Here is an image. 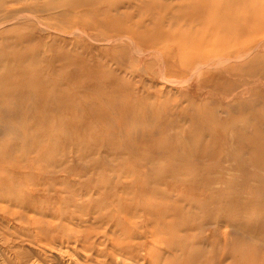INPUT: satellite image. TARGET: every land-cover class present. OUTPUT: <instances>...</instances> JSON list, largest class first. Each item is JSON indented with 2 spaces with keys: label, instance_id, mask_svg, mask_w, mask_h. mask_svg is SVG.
Wrapping results in <instances>:
<instances>
[{
  "label": "rangeland",
  "instance_id": "374dc122",
  "mask_svg": "<svg viewBox=\"0 0 264 264\" xmlns=\"http://www.w3.org/2000/svg\"><path fill=\"white\" fill-rule=\"evenodd\" d=\"M83 263L264 264V0H0V264Z\"/></svg>",
  "mask_w": 264,
  "mask_h": 264
},
{
  "label": "bare ground",
  "instance_id": "6f19581e",
  "mask_svg": "<svg viewBox=\"0 0 264 264\" xmlns=\"http://www.w3.org/2000/svg\"><path fill=\"white\" fill-rule=\"evenodd\" d=\"M219 3H220V2H219ZM219 3H218V5H220ZM217 8H218V6H217ZM219 8H222V7L220 6ZM185 17H186V16H185ZM183 20H184V19H183ZM214 20H215V18H214ZM197 45H198V44H197ZM253 48H254V47H253ZM195 49H196V48H195ZM251 51H252V49H251ZM224 60H225V59H224ZM211 61H212V60H211ZM222 61H223V60H222ZM194 69H195V68H194ZM189 75H190V74H189ZM188 78H189V77H188ZM185 79H187V78H185ZM190 79H191V78H190ZM175 84H176V83H175ZM184 84H185V83H184ZM12 220H13V218H12ZM140 236H142V235L140 234ZM110 239H111V237H110ZM141 241L143 242L144 240H140L139 242L141 243ZM132 243H133V242H132ZM141 244H142V243H141ZM141 244H140V245H141ZM143 244H144V243H143ZM111 248H113V247L111 246ZM139 249H140V248H139ZM139 249H138V250H139ZM142 252H143V251H142ZM128 253H129V252H128ZM116 256H117V255H116ZM111 257H112V256H111ZM117 257H118V256H117ZM119 258H120V257H119ZM112 259H113V258H112ZM117 259H118V258H117ZM123 259H124V257H123ZM107 260H108V259H107ZM109 260H110V259H109ZM124 260H125V259H124ZM127 260H128V259H127ZM92 261H93V260H92ZM102 261H104V260H102ZM110 261H111V260H110ZM112 261H113V260H112ZM112 261H111V262H112ZM125 261H126V260H125ZM129 261H130V260H129ZM114 262H115V261H114ZM114 262H113V263H114ZM127 262H128V261H127ZM132 262H134V261H132ZM89 263H90V262H89ZM130 263H131V262H130ZM83 264H84V263H83ZM115 264H116V263H115Z\"/></svg>",
  "mask_w": 264,
  "mask_h": 264
}]
</instances>
